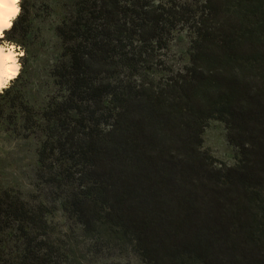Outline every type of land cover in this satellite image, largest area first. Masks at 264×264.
<instances>
[{"label": "trees", "instance_id": "obj_1", "mask_svg": "<svg viewBox=\"0 0 264 264\" xmlns=\"http://www.w3.org/2000/svg\"><path fill=\"white\" fill-rule=\"evenodd\" d=\"M31 7L20 0L5 31L18 45ZM62 9L43 107L18 102L27 52L0 93V264H81L80 244L95 257L98 241L109 254L129 245L144 264H264V0H65ZM187 24L188 63L155 82L159 50ZM7 107H19L12 130ZM210 119L225 125L234 164L219 167L202 148ZM4 131L13 148L35 140L33 186L81 237L11 182L18 159L2 149Z\"/></svg>", "mask_w": 264, "mask_h": 264}, {"label": "rangeland", "instance_id": "obj_2", "mask_svg": "<svg viewBox=\"0 0 264 264\" xmlns=\"http://www.w3.org/2000/svg\"><path fill=\"white\" fill-rule=\"evenodd\" d=\"M32 5V26L27 35V41L24 45H19L20 48L27 52L29 61V68L26 79V84L21 90V96L18 102H27L32 107H43L42 102L45 100L46 94L50 91L53 93L55 86L51 84V80L46 77L49 66L58 50V42L53 35V28L62 16V5L65 0H29ZM166 1V0H162ZM175 2H185L196 8L202 0H169ZM170 3V2H168ZM193 37L190 25H178L174 28L167 37L165 45L158 52V60L160 65L159 71L149 72V76L157 83L163 82L167 76H171L172 72L182 69L188 63L189 49L191 39ZM7 40L15 43L13 39L5 37ZM15 40V39H14ZM16 44V43H15ZM22 65V57L19 58ZM51 94V93H50ZM17 102V101H16ZM4 116L6 117L3 129H14L15 120L19 116V107H7ZM10 134V135H9ZM11 131H4L1 133L2 149L10 154L8 157L17 158L11 182H15L27 194L38 197L47 202L49 211V220L57 227V229L71 235L72 228L75 230L74 234L81 237V229L74 223L71 215L63 210L59 201L54 202L50 197L46 188L33 186L37 179L33 175V161L35 140H23L17 146L7 142L12 137ZM14 137V136H13ZM202 148L217 160V166L232 165L238 159V151L234 146L228 142L227 129L225 125L215 119L207 121L206 127L202 134ZM11 146V147H9ZM13 150V151H12ZM15 152V154H14ZM6 160L9 162L7 156ZM101 244L102 252L95 257H91L94 249L87 252L88 243L80 244L79 252L84 256L85 260L81 264H144L139 257L131 250L129 245L121 244L111 251L105 247V241H98Z\"/></svg>", "mask_w": 264, "mask_h": 264}, {"label": "clouds", "instance_id": "obj_3", "mask_svg": "<svg viewBox=\"0 0 264 264\" xmlns=\"http://www.w3.org/2000/svg\"><path fill=\"white\" fill-rule=\"evenodd\" d=\"M19 3L20 0H0V93L11 87L22 67L19 58L24 56V51L5 38V31L12 28L20 13Z\"/></svg>", "mask_w": 264, "mask_h": 264}]
</instances>
